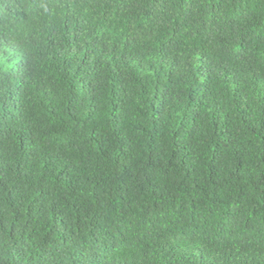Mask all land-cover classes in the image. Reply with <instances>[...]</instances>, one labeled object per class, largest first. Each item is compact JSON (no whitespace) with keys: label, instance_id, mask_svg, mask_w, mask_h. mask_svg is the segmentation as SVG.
I'll use <instances>...</instances> for the list:
<instances>
[{"label":"trees","instance_id":"16d2710c","mask_svg":"<svg viewBox=\"0 0 264 264\" xmlns=\"http://www.w3.org/2000/svg\"><path fill=\"white\" fill-rule=\"evenodd\" d=\"M0 264H264V0H0Z\"/></svg>","mask_w":264,"mask_h":264}]
</instances>
